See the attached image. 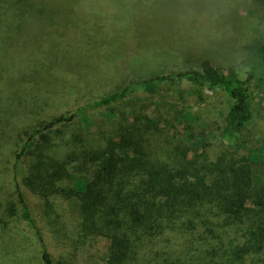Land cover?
Wrapping results in <instances>:
<instances>
[{
    "label": "rangeland",
    "instance_id": "1",
    "mask_svg": "<svg viewBox=\"0 0 264 264\" xmlns=\"http://www.w3.org/2000/svg\"><path fill=\"white\" fill-rule=\"evenodd\" d=\"M72 3L0 0V184L7 202H17L13 167L41 130L19 158L17 178L54 264H106L104 234L81 232L74 193L100 162L83 158L78 142L106 137L117 156H134L142 144L151 160L170 167L185 157L212 164L240 145L238 154L248 156L264 150V90L254 94L255 118L242 135L226 128L233 99L221 89L204 87L199 100L185 95L188 83L163 84L153 95L137 91L107 106L93 103L130 82L206 62L224 72L233 68L243 79L249 56L264 44V0H98L91 12H74ZM72 114L71 122L44 129ZM255 173L263 180L260 165ZM17 208L10 229L27 239L8 242V252L16 249L15 264H40V243ZM196 235L166 232L140 252L143 264H209L211 257L199 259L206 245L190 244Z\"/></svg>",
    "mask_w": 264,
    "mask_h": 264
},
{
    "label": "trees",
    "instance_id": "2",
    "mask_svg": "<svg viewBox=\"0 0 264 264\" xmlns=\"http://www.w3.org/2000/svg\"><path fill=\"white\" fill-rule=\"evenodd\" d=\"M98 4V0H73L72 7L74 12H91ZM136 18L128 16V21H136ZM176 83H188L190 86L185 95L199 100H203L204 87L227 93L233 104L227 113L226 128L242 135L246 125L255 118L254 94L264 90V44L249 56L243 79L233 68L224 72L206 62L201 69L157 74L130 82L119 92L93 105L102 107L123 101L137 91L153 95L163 84L173 86ZM75 118L76 114L60 116L44 129H52ZM85 119L90 125V120ZM40 132L39 129L33 131L13 167L12 195L17 202H7L6 185L0 184V264L16 262L17 255L10 253L16 249L8 252V242L15 243L17 236L27 239L25 234L22 236L10 229L16 226L18 205L26 227L34 232L40 243V264H54L17 178L19 158ZM94 139L91 143L88 140L78 142L81 156L100 164L93 172L92 180L82 184V190L74 196L80 201L82 236L104 234L109 241L106 264H143L140 252L168 231L182 235L197 233L190 244L206 245L199 256L200 262L211 257L209 264H264V150L256 149L248 156H241L237 152L240 145L236 151L231 148L212 164L198 165L192 158L185 157V161H176L178 167H170L151 160L142 144L134 156H117L111 151L108 138H100L102 143L94 142ZM258 165L263 180L255 173ZM30 186L44 195L33 183ZM51 191L55 193L57 189ZM191 245L188 253L192 255ZM5 248L7 254L1 253Z\"/></svg>",
    "mask_w": 264,
    "mask_h": 264
}]
</instances>
